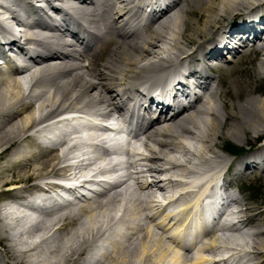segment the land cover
I'll use <instances>...</instances> for the list:
<instances>
[{"label": "bare ground", "instance_id": "6f19581e", "mask_svg": "<svg viewBox=\"0 0 264 264\" xmlns=\"http://www.w3.org/2000/svg\"><path fill=\"white\" fill-rule=\"evenodd\" d=\"M75 1L0 0V264H264V229L259 227L264 209L256 210V223L249 215L252 208L242 207L244 198L235 199L240 209L236 216L224 215L220 231L244 236L252 227L251 242L206 233L199 244L180 245V234L189 223L193 227V214L213 192L212 183L227 177L225 191L233 195L241 173L255 175L263 167L264 174V145L230 157L217 145L221 137L247 144L249 136L264 135V89L241 91L239 73L223 72L231 59L230 54L225 59L227 52L237 58L243 53L238 44H254L259 56L254 71L264 85V0H166L165 13L141 30L131 29L127 20L132 12L144 13L137 5L144 0ZM64 32L73 37L67 39ZM88 37L93 47L84 46ZM210 63L217 64V76L208 74L214 69ZM181 67L197 75L206 92L186 108L180 102L166 105L161 98L160 114L140 128L135 139L143 143L145 156L132 173L141 174L142 180L132 179L138 194L124 182L71 208L62 190L66 180H59L99 163L66 164L70 151L86 154L81 148L87 141L79 136L72 145L70 123L50 121L64 112L106 116L115 111L123 117L127 101L144 97L140 86H157L150 80L154 74L169 69L176 75ZM180 86L185 93L186 84ZM37 170L48 175L35 181ZM102 171L103 166L97 168ZM157 194L169 200L166 206L180 209L163 214L161 223L155 222L159 212L143 217L148 207L152 212L161 207ZM55 204L67 209L59 211ZM176 215L178 227H167ZM229 216L236 222L229 224ZM225 249L229 255L221 259Z\"/></svg>", "mask_w": 264, "mask_h": 264}, {"label": "rangeland", "instance_id": "374dc122", "mask_svg": "<svg viewBox=\"0 0 264 264\" xmlns=\"http://www.w3.org/2000/svg\"><path fill=\"white\" fill-rule=\"evenodd\" d=\"M258 54L256 52L255 49L249 48L247 49L245 52H243L239 57L235 58L233 61L227 63L224 67L225 70L223 68V72L225 74L227 73H231L232 70L237 71L239 73L241 77V80L243 81V86H241V91L242 90H254L256 87H258L259 89H264V85L262 84V81L260 82V78L257 76L256 77V72L254 71L256 69V65L258 63ZM246 72H249V74L247 75ZM212 76H215V74H212ZM233 90H238L237 87H233ZM243 91V92H245ZM264 91V90H262ZM219 106H221V103H217ZM224 114V113H223ZM260 136V135H259ZM256 136L251 137L249 136L248 143L247 144H243L242 142H237L236 140H232L231 138H227V137H221L218 140V148L221 151L220 154H224L228 157H230V155H232V152H237L239 150H245L244 152H249V149L254 152L256 151L255 149L261 148L264 145V135L262 136ZM257 137H259L257 139ZM260 141V143H259ZM199 144V143H198ZM79 154H77L76 156H78ZM78 158V157H77ZM79 159V158H78ZM64 166V164L62 165ZM233 167V165H232ZM231 167V168H232ZM231 170V169H230ZM233 170V169H232ZM40 170H37L36 172V177H35V181H41L42 179L46 178V176L48 175V173L44 174V172L41 174H38ZM261 172V171H260ZM259 171L256 172L255 175H252L249 171L248 174L246 176H244V178H242L241 181L244 182V186L241 187L242 190H244V192L241 191V200H243V204L242 207H251L252 210L249 213V215L252 216L253 220L256 221V223H258V217H255V212L256 210H263L264 209V174H261ZM231 174H233V172H231ZM263 175V176H262ZM260 176H262V178H260ZM52 178V177H50ZM55 180V178H54ZM245 205V206H244ZM177 210L179 211V207L177 204ZM176 207L173 205L171 208H169V213L173 210V212L177 211ZM237 208L234 209H240V206H236ZM73 208V207H72ZM76 208V207H75ZM228 210H232V206L227 208ZM226 209V210H227ZM56 211V210H55ZM225 211V210H224ZM264 217V216H263ZM162 221V220H160ZM259 222L261 224H259V227L261 229H264V219H259ZM256 223L255 226L257 225ZM179 225V223L177 222L176 224L173 223L171 224V227L173 228H177ZM253 226V225H252ZM254 226V227H255ZM252 227H249L244 233V236L241 235H236L235 233L231 232V231H227L225 234H228V236H230V238L234 239V242H241V241H246V242H251L252 238H251V234L252 231H254V229L252 230ZM233 235H236L235 237ZM225 238V235L224 237Z\"/></svg>", "mask_w": 264, "mask_h": 264}]
</instances>
